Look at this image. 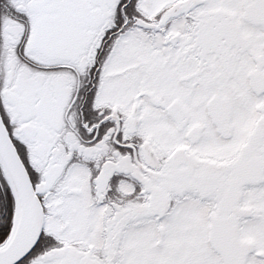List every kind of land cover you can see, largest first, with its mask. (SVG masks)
Wrapping results in <instances>:
<instances>
[{
	"label": "snow or ice",
	"instance_id": "6c2138e0",
	"mask_svg": "<svg viewBox=\"0 0 264 264\" xmlns=\"http://www.w3.org/2000/svg\"><path fill=\"white\" fill-rule=\"evenodd\" d=\"M0 264H264V0H0Z\"/></svg>",
	"mask_w": 264,
	"mask_h": 264
}]
</instances>
